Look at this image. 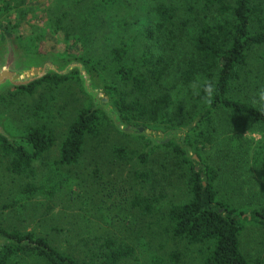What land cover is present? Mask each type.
<instances>
[{"label":"rangeland","instance_id":"374dc122","mask_svg":"<svg viewBox=\"0 0 264 264\" xmlns=\"http://www.w3.org/2000/svg\"><path fill=\"white\" fill-rule=\"evenodd\" d=\"M24 3L1 15L17 25L15 35H21V44H27L32 53L41 50L63 60L92 59L100 68L98 80L110 83L115 80L116 64L110 56L113 46L121 40L128 43L126 62L147 47L161 54L167 64L164 77L149 94H169L172 101L167 111L177 122L176 129L188 120L186 114L198 107L187 100L192 93L188 84H183L181 71L192 54V39L199 26L224 18L214 10H205L202 1ZM159 5L174 9L170 21L161 27H157ZM0 23V31L8 30L7 24ZM263 52L264 47L251 51L245 78L236 86L234 95L245 101L255 102L264 89ZM199 76L196 80L202 81ZM36 103L44 110L32 118ZM90 105V97L73 74L55 88L41 86L32 95L10 98L6 106H0L2 120L7 118L12 125L22 126L31 118L47 124L55 136L52 147L33 163L29 174L9 172L7 158H0V226L44 236L60 251L83 261L94 260L104 240L112 238L131 246L133 252L125 264H202L211 244L189 243L174 235L167 217L170 205L190 197V165L181 154L155 147L147 150V158L142 161L139 155L148 148L146 139L123 135L102 122L96 133L86 135L77 163L58 165L59 147L69 125L81 109ZM215 120L218 132L211 144H196V148L213 168L218 197L241 215H249L251 208L264 204V126L228 112L216 114ZM261 147L263 153L257 154ZM30 182L35 193L25 195L22 189ZM240 249L251 264H264V226L245 224ZM8 264L49 263L38 256L21 254Z\"/></svg>","mask_w":264,"mask_h":264},{"label":"trees","instance_id":"16d2710c","mask_svg":"<svg viewBox=\"0 0 264 264\" xmlns=\"http://www.w3.org/2000/svg\"><path fill=\"white\" fill-rule=\"evenodd\" d=\"M25 0H2L0 3V22L7 24L8 30L14 34L22 50L33 59H39L45 54L40 50L32 53L27 44L21 41V35L14 33V24L6 15L10 10L17 9L20 2ZM205 10H214L224 16L214 23L203 22L192 39L193 51L184 62L181 71L182 82L189 85L197 76L203 77L214 86V95L210 104L202 102L200 96L187 95V100L194 102L198 107L186 112L188 120L180 127L190 125L184 132V141L171 138L166 143L151 145V140L143 135H129L120 132L113 125L110 118L100 109L90 107L81 109L68 127V130L59 147L58 165H72L78 162L85 137L94 134L98 126L105 122L114 127L119 133L126 136L144 138L148 142L146 151L140 153L142 161L147 158L148 149L155 147L171 148L173 152L181 154L189 166L190 197L178 204L170 205L167 217L171 222L174 235L184 238L189 243L211 244L209 253L204 257L202 264H251L240 249V234L245 224L254 223L264 226V204L251 208L249 215H241L227 202L218 197L214 187L213 168L206 164L196 146L205 147L211 144L218 132L215 116L218 113L228 112L240 114L250 121L264 126V104L248 102L234 95L236 86L245 78L248 58L255 48L264 47V0H200ZM25 4V3H24ZM159 23L157 27L168 23L173 16L171 6L159 5L156 8ZM1 24V23H0ZM0 31V37H1ZM129 45L121 40L110 50L111 60L116 64L113 82H98L111 97L114 107L119 111L123 120L131 124H144L151 129H176L174 119L168 114V104L172 101L167 92L156 93L150 96L149 91L160 82L166 73L167 64L161 54H154L150 48H145L135 59L126 62ZM82 60L87 68L97 78L100 68L92 59ZM264 66V52L260 56ZM96 71V73L94 72ZM77 76L76 72L59 76L49 74L29 86L12 88L7 94L0 96V106L7 104L10 98H19L32 95L39 87L55 88L70 77ZM100 74V73H99ZM78 78V77H77ZM99 79V78H98ZM79 80V79H78ZM44 110L43 105L35 104L32 118ZM2 116V115H1ZM6 131L11 140L0 135V158H7L6 168L16 175H26L33 171V163L40 159L54 144L55 136L47 124L29 119L22 126L12 125L7 118L3 120ZM164 126V127H162ZM197 144V145H196ZM199 158V163L188 154L187 148ZM123 148L116 150L121 151ZM255 153V152H254ZM263 153V148L256 151ZM198 169L195 170V166ZM206 176V185L200 173ZM144 174V173H143ZM33 183H27L22 189L25 195L35 192ZM0 234L12 241L3 244L0 250V264H8L16 256L24 254L38 256L49 264H125V260L132 255L129 245L107 238L100 245L94 260L83 261L60 251L41 235L32 232H21L17 229L6 230L0 226Z\"/></svg>","mask_w":264,"mask_h":264},{"label":"water","instance_id":"95a60500","mask_svg":"<svg viewBox=\"0 0 264 264\" xmlns=\"http://www.w3.org/2000/svg\"><path fill=\"white\" fill-rule=\"evenodd\" d=\"M76 72L80 85L85 94L90 97L92 110H102L112 121L117 130L129 135H143L151 140V145L156 143H166L171 138L184 141V132L195 122L181 129L155 130L145 125H135L126 122L120 116L119 111L114 107L111 97L105 92L102 85L98 82L97 76L91 72L86 64L76 58L61 59L51 53L39 59H33L26 54L19 46L14 34L8 30H3L0 37V96L7 94L12 88L19 86H29L35 81H39L49 74L66 76ZM0 135L11 140L10 134L6 131L3 120L0 118ZM191 158L199 163V158L192 152L191 148L186 147ZM198 164L195 170L198 169ZM203 179L202 185H206L204 172L200 173ZM12 240L0 234V250L3 244Z\"/></svg>","mask_w":264,"mask_h":264},{"label":"clouds","instance_id":"9594fccd","mask_svg":"<svg viewBox=\"0 0 264 264\" xmlns=\"http://www.w3.org/2000/svg\"><path fill=\"white\" fill-rule=\"evenodd\" d=\"M188 90L191 91L193 96H200L202 102L210 104L214 95V86L209 81L194 80L188 85ZM257 103L264 104V89L258 93Z\"/></svg>","mask_w":264,"mask_h":264}]
</instances>
